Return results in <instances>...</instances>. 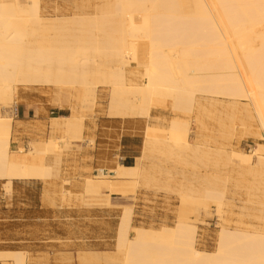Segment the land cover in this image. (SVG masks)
<instances>
[{"label": "bare ground", "instance_id": "obj_1", "mask_svg": "<svg viewBox=\"0 0 264 264\" xmlns=\"http://www.w3.org/2000/svg\"><path fill=\"white\" fill-rule=\"evenodd\" d=\"M43 0H0V180H48L59 172L63 153L85 139L81 107L108 90L113 117L148 119L154 109L174 111L167 126L147 123L135 164L100 166L82 183L88 200L112 195L133 198L142 187L170 189L171 160L192 167L188 184L175 187L174 224L133 225L134 208H123L114 254L106 264H264V227L231 226L230 185L244 188L243 210L264 177V0H87L71 15H46ZM138 65L137 71L131 66ZM48 86L54 104L68 114L49 116L58 138L14 139L19 88ZM245 100L260 142L250 151L212 149L191 141L192 118L202 129L200 98ZM54 113V112H53ZM195 113V116L192 115ZM182 114L184 116H182ZM245 124L243 119V125ZM92 140V139H91ZM261 171H254V163ZM198 169H204L202 176ZM64 182H68L64 180ZM70 191L64 188V194ZM262 204V202L257 201ZM215 207L220 235L212 251L198 246L196 220ZM190 214H193L192 217ZM133 230V235L131 231ZM82 263L99 255H80ZM0 264H28L23 250L0 249Z\"/></svg>", "mask_w": 264, "mask_h": 264}, {"label": "rangeland", "instance_id": "obj_2", "mask_svg": "<svg viewBox=\"0 0 264 264\" xmlns=\"http://www.w3.org/2000/svg\"><path fill=\"white\" fill-rule=\"evenodd\" d=\"M86 3L87 0H43L42 6L43 11L49 16L71 15L79 6ZM138 67L134 64L131 69L137 71ZM54 94V90L48 86H21L19 88L16 109L20 107L21 102L29 101L39 107L41 111L39 116H32L33 119L27 127H23L22 123L18 121L19 116H17L16 110L14 122L16 145L27 147L31 139H46L49 136L59 139L63 134L60 131L51 132L49 116L59 113L68 114L71 110L68 106L60 108L54 104ZM107 101L108 90L104 86L98 89L96 103L91 108H82L81 102L75 98L71 99L72 103L78 104L79 111L83 114L85 139L78 142L79 145H73L64 151L57 175L48 180H42L37 185L34 184L35 182L30 183V195L25 199L27 205L33 207L38 203L34 197L35 191L39 192V189L42 188L47 200L51 194L52 204L58 208L57 242L64 244L65 249L75 253V257H71L72 264H84L80 260L82 254L100 256L99 261L85 264H106L105 257L114 254L118 223L125 205L130 204L134 208L133 225L159 227L162 223L174 224L178 204L175 187L180 182L188 184L187 180H189L185 179L183 172H188L196 185L200 182L192 176L191 166L171 160L164 164L175 174L171 180L172 187L170 189L141 186L133 198L112 195L108 202L84 198L86 196L83 193L82 183L85 178L93 175L97 167H114L120 162L121 156L116 152L120 148L123 134L138 133L143 140L144 127L147 123L167 126L171 117L176 114L170 109L158 108L151 112V117L148 119L130 118L125 120L113 117L108 113ZM200 102L205 128L201 130L192 118L194 131L190 134L191 141H202L203 137H206L210 140L208 146L212 149L224 146L229 150L233 148L244 151H250L257 142L261 141L257 134L256 124H253V121L246 116L245 100L233 104L220 96H217V99L203 96L200 98ZM192 115L195 116V113ZM182 116L184 115L182 114ZM37 117L45 119L38 120ZM255 161L256 158L250 167L254 171L260 172L261 166ZM197 172L199 176H202L205 170L198 169ZM248 178L262 180L259 188L255 190L254 200L256 203L249 204V208L243 210L241 206L245 204L243 199L247 196L246 190L230 185L228 194L234 205L231 207L228 221L231 226L251 223L256 227L263 228L264 177L257 174L256 176L248 175ZM64 180L68 182H64ZM64 188L68 189L70 193L64 194ZM17 192L18 186L12 185V188L7 190L3 185V180H0V204H13L11 200ZM214 208L212 207L210 213L201 214L196 220L198 246L210 251L216 248L221 231V221ZM131 235H133V230ZM0 243L4 242L0 241ZM14 245V248L11 249H19L16 248V244ZM8 248L10 247L0 246V249ZM27 255L28 262H30L32 257L29 253Z\"/></svg>", "mask_w": 264, "mask_h": 264}, {"label": "crops", "instance_id": "obj_3", "mask_svg": "<svg viewBox=\"0 0 264 264\" xmlns=\"http://www.w3.org/2000/svg\"><path fill=\"white\" fill-rule=\"evenodd\" d=\"M41 109L29 101L21 102L18 107V121L23 127H27L33 119L39 116ZM44 120L45 118H39ZM142 142L140 134L126 133L121 136L120 148L116 154L121 156L120 162L132 166L137 156L141 154ZM42 180L25 179L14 180L13 186H18V192L13 195V204H0V246L10 247L11 250H23L32 257L28 264H72L71 257H75L73 251L65 249L64 244L57 242V217L58 208L52 204V196L49 199L42 188L35 191L34 197L38 203L28 206L27 199L30 195V183L38 184ZM15 201V203H14ZM33 208V209H32ZM29 261V259H28Z\"/></svg>", "mask_w": 264, "mask_h": 264}, {"label": "built area", "instance_id": "obj_4", "mask_svg": "<svg viewBox=\"0 0 264 264\" xmlns=\"http://www.w3.org/2000/svg\"><path fill=\"white\" fill-rule=\"evenodd\" d=\"M18 111V109H16Z\"/></svg>", "mask_w": 264, "mask_h": 264}]
</instances>
